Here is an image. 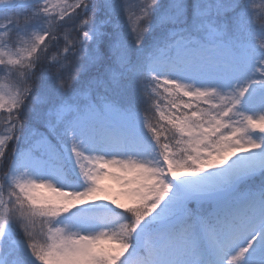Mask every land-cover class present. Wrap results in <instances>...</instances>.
I'll list each match as a JSON object with an SVG mask.
<instances>
[{
	"label": "snow or ice",
	"instance_id": "6c2138e0",
	"mask_svg": "<svg viewBox=\"0 0 264 264\" xmlns=\"http://www.w3.org/2000/svg\"><path fill=\"white\" fill-rule=\"evenodd\" d=\"M0 264H264V0H0Z\"/></svg>",
	"mask_w": 264,
	"mask_h": 264
},
{
	"label": "rangeland",
	"instance_id": "374dc122",
	"mask_svg": "<svg viewBox=\"0 0 264 264\" xmlns=\"http://www.w3.org/2000/svg\"><path fill=\"white\" fill-rule=\"evenodd\" d=\"M104 183L110 188V190H112L113 193L119 190V186L117 185L116 181L111 178L105 179Z\"/></svg>",
	"mask_w": 264,
	"mask_h": 264
}]
</instances>
